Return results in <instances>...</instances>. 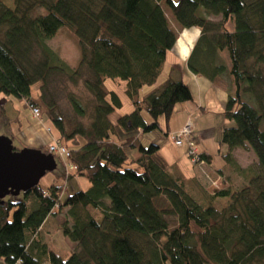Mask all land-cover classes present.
<instances>
[{
	"label": "trees",
	"instance_id": "trees-1",
	"mask_svg": "<svg viewBox=\"0 0 264 264\" xmlns=\"http://www.w3.org/2000/svg\"><path fill=\"white\" fill-rule=\"evenodd\" d=\"M163 2L182 28L201 30L188 69L213 82L227 73L232 79L224 116L233 125L224 129L221 143L239 180H229L228 187L214 192L204 181L185 177L175 163L169 165L159 155L160 146L146 148L140 138L122 136L161 130L160 118L168 123L178 104L192 99L181 78H162L167 54L177 42ZM14 3L13 10L0 3V93L33 104L53 123L61 141L73 143L75 177L89 186L63 198L64 187L53 183L46 190L38 186L0 201V261L264 264V0ZM62 29L72 33L80 48L77 68L47 44ZM183 41L179 45L188 51ZM84 70L90 74L84 85L95 97L91 122L69 132L55 98L32 102L31 87L41 83L48 89L59 76L77 82ZM107 80L127 83L131 113L116 114L122 101L116 91L106 89ZM71 102L79 117L87 115L79 99L71 97ZM143 113L151 116V123ZM4 116L0 102V122ZM235 149L252 151L258 168L237 164ZM129 150L140 152L137 160L129 158ZM198 155L194 166L210 162L202 152ZM32 196L36 207L29 211L26 199ZM65 210L68 219L60 228L74 246L67 258L34 238L48 217Z\"/></svg>",
	"mask_w": 264,
	"mask_h": 264
},
{
	"label": "crops",
	"instance_id": "crops-1",
	"mask_svg": "<svg viewBox=\"0 0 264 264\" xmlns=\"http://www.w3.org/2000/svg\"><path fill=\"white\" fill-rule=\"evenodd\" d=\"M179 33H176V39L177 42L174 46V48L168 52L166 57V67H165V73L163 75V80H166L170 75L175 76L176 78H181L182 81H184L187 85H189L190 90L192 91V99L188 100V102L180 103L175 109L174 115L171 117V119L166 123L164 118H160L159 125L161 127V135L157 134L156 132H151L147 135L143 134L144 136V144L142 143V137L140 136L142 134V131L139 130L138 133L140 134H130L122 133V136L126 138V136H132L137 137L141 139V143L144 147L148 148V145L155 144L157 146H160L159 155L162 157L169 165L170 164H176L177 167H179L180 171L184 174L185 177L192 179L196 178L199 181L203 182V175L207 173H211V175L217 176V178H220L222 182L227 183L229 180V177L231 176L232 172V166L229 165L225 160V155H227V146L224 143H221L223 131L225 128L232 127L233 122H228L225 119L224 116V109L226 104L228 103V97L229 92L232 89V79L229 78L228 73L225 75H221L216 82H213L211 80L206 79L205 77L201 75H195L192 73L188 67L187 62L188 58L191 55L192 51L194 50V47L191 48L194 43L198 40V37L201 33V30L199 28H182ZM197 34V37L195 38ZM183 38L184 44L189 49L187 52L182 49V47L179 45L180 40ZM179 39V40H178ZM190 39L191 41H189ZM196 45V44H195ZM224 58V62L226 67H229V60L226 58L225 54H222ZM173 69H177V73H172ZM116 81L121 82L120 89L118 87H115ZM114 84L112 85L109 80L105 82L106 85H108L110 91H116L118 95L121 98L122 104L124 105V108L122 110H118L116 112L117 115H125L126 113H131L134 109L133 105L131 104L130 99L128 98L127 94H125V89L127 83L120 80L113 81ZM117 84V83H116ZM112 86V88H111ZM124 90V92L122 91ZM32 89V96H34ZM38 95L35 93V98L37 99ZM32 98V97H31ZM10 102L12 105V109L15 110L16 117L13 119L15 122H11L13 126L18 127L20 124V128L25 125V122L22 123L23 118L26 119L28 116V112L30 110L24 109V100L21 101L19 99H12V97H4L0 95V102ZM14 106V107H13ZM125 108H128L129 110L123 113V110ZM31 112V111H30ZM144 115V113H143ZM33 117V116H32ZM7 118V117H5ZM145 121L147 123L152 122L151 117H147L144 115ZM192 120L195 126L194 130V141L196 145L199 148V151L202 152L204 155L208 156L210 158V162L208 164L202 165V167L194 166L190 164L188 157L186 156V150L185 148H177L174 146L172 141V135L179 132V129L184 125V123L188 120ZM49 121V120H47ZM2 121L0 122L1 125ZM6 127V124H2V128ZM27 127V126H26ZM31 125L29 130L25 132V134L29 135L31 132L34 134V130L31 131ZM54 132H52L50 137L38 135L33 136L30 139L34 141L33 148L39 147L40 144L47 147L51 144L52 141H60V135L56 129H53ZM51 130V131H52ZM156 133V134H155ZM163 136V137H162ZM161 139V141H159ZM14 145V144H13ZM44 147V148H45ZM19 150V148H16ZM38 149V148H36ZM40 150V149H39ZM237 151H243L242 149H235L233 150V159L239 164L238 158H237ZM128 156L134 160H137V158L140 156V152L138 150H129ZM241 166V164H239ZM242 167V166H241ZM219 170H222V174H220ZM76 172L74 174H68L66 173V178L63 179L62 184L58 186L65 187L66 183L73 180L74 178L79 183L80 189L79 190H85L89 184L84 180L83 178L75 177ZM230 174V175H229ZM70 177V178H69ZM57 179L54 177L50 180V182L56 184ZM51 186V185H50ZM211 191V190H210ZM67 192V190H66ZM71 195V194H70ZM63 194V198H64ZM12 198V197H11ZM10 197L5 198V201L11 200ZM54 216H50L47 218V220L44 222L43 227L39 230L38 233L34 234V238H40V240L45 244L48 245L47 237H44L45 231H46V225L47 223L53 218ZM55 219L59 218V216H55ZM55 224L58 228L61 227L59 221H56ZM56 227V228H57ZM70 242V247H72V250H74L73 243ZM49 246V245H48ZM52 250L53 248L50 247ZM0 264H3L2 261H0Z\"/></svg>",
	"mask_w": 264,
	"mask_h": 264
},
{
	"label": "rangeland",
	"instance_id": "rangeland-1",
	"mask_svg": "<svg viewBox=\"0 0 264 264\" xmlns=\"http://www.w3.org/2000/svg\"><path fill=\"white\" fill-rule=\"evenodd\" d=\"M175 1H178V0H175ZM0 3H3L6 7L10 8L12 10L15 7L14 0H0ZM161 7H163L164 12H165V16L168 19L169 28H171L175 34L176 33L178 34L179 31L181 30V28H180L181 26L179 25L176 18L172 15L170 8L167 7L164 2L161 4ZM211 18L215 21H219L221 19L220 16H217V18L212 16ZM196 37H197V34H196L195 38ZM199 37H200V35H199ZM199 37H198V40H199ZM47 44H49L51 49L56 54L60 55V57L66 62L67 65H70L72 68L78 67L79 61H80V56H81L80 48L78 46V43L75 41V38L73 37L72 33L68 29L67 30H63V29L60 30L58 32L57 36L55 38H53L52 40H50ZM195 44L196 43H194V45L191 48H193L195 46ZM182 49H184V48H182ZM184 51L187 52L186 49H184ZM224 54L227 58L228 57L227 53H224ZM228 62L230 63V61H228ZM82 75L83 76H81L80 79L77 80V82L76 81L74 82V81H72V79H69L65 76L64 77L63 76L55 77L51 80V82L49 83V86H47L48 89L41 87L42 86L41 83H38L35 86L31 87L34 90L33 91L34 96H32V89H31V97L33 98L32 102L38 101V100H40V98L41 99L44 98L46 100H49V97L55 98L57 108H59L58 109L59 113H60V115H62V118L66 122L65 123L66 129L69 132H72L73 128L77 125L83 124L84 126H87L91 122V117H89V115L92 114L95 97L91 95V93L87 89L86 85H84V80L90 78V76H89L90 74L88 73V71L84 70V72H82ZM109 82H111L112 85L114 84V82H112V81H109ZM116 83L114 86L118 87L120 89L119 86L122 85V84H120L121 82L116 81ZM108 87L109 86L106 85V89L110 90ZM121 87L123 88V86H121ZM111 88H112V86H111ZM122 91L124 92V90H122ZM35 93H36V95H38L37 99L35 98ZM0 95L4 96V97L8 96L7 94L5 95L4 93H0ZM8 97H10V96H8ZM71 97H75L82 102V106L85 107V109L87 110V115L85 117L83 116L81 118L77 115L75 108L73 107V104L71 102ZM12 99H15V98L12 97ZM1 103L4 104L5 116L1 120L2 123L0 125V136H5L7 138L8 137L11 138V140L14 144V147L19 148L20 150L21 149H36V148H38L37 150L44 149L43 150L44 152H46V153L49 152L47 150V147H45L42 144H40L39 147L33 148L32 144H34V141H32L30 139V137L32 138L33 136H35V134H36V136L42 135V136L50 137L52 132H54V130H52V128L55 129L54 125L49 119H47L45 114H41V112H40L38 116H35L33 114V112H30V111H32V109H29L28 103L24 101V109H27L30 111L28 112V116L26 117V119L23 118L22 123L25 122V125L22 126V128H20L21 127L20 124H18L19 125L18 127L13 126L11 124L13 119L17 116L16 115L17 112H15V110L12 109L11 103L10 102L8 103L7 101L6 102L3 101ZM123 108H124V105H123ZM122 109H120V110H122ZM128 110H129L128 108H125L123 110V113L125 114V112ZM144 115L147 117L148 116L151 117L147 113H144ZM5 117H7V118H5ZM47 120H49V121H47ZM189 121H190V119L184 123V125L179 129V131L184 129V127L189 123ZM13 122H15V121H13ZM3 123L6 124V127H4V128H2ZM30 125L32 127L31 131L34 130V134L31 132L29 135H27L28 133L25 134V132L27 130H29ZM194 130H195V126H194ZM154 132L161 135V132L158 129H157V131H154ZM133 134L136 135V134H140V133H138V131H136ZM147 134H149V133H147ZM147 134H145V135H147ZM140 136L142 137V143L144 144L146 139L144 140L143 133ZM173 136L174 135H172V141H173ZM159 141H161V139ZM58 143L63 144L70 151H72V149H73V143L67 142L65 140H62V141L60 140L59 142L58 141H52L51 142L52 145L58 144ZM173 144H174V141H173ZM50 145H48V146H50ZM180 148H185L186 156L188 157L190 164L193 165V161L190 159V156H188V147H186V145H183ZM237 158H238L237 160H238L239 164H241V166L243 168L249 167V166H252V167L256 166L258 168V166H259L257 157L252 151H245V150L244 151H237ZM55 161H57V168L54 171H52V173H48L46 176H44L39 183L40 188L43 190H46L48 187H50V185H52L50 180L53 177L55 179H57L56 184L60 185V184H62L63 179H65L67 176L65 173V164L60 159V157L58 155L55 156ZM235 178L238 179L239 178L238 175L236 173H231V176L229 177V179H231L233 182H236ZM203 181L206 183V185H208L209 190H211L212 192H214V190H219V189H223L224 187H228L227 183H225V182L223 183L222 180H220V178H217V176H215V175H211V173L204 174L203 175ZM79 189H80L79 183L74 178L73 180L66 183V186L64 187L63 193L65 196H67L69 194H74ZM66 190H67V192H66ZM22 198H24V197H22ZM26 203H27L29 211H32L33 208L36 207L35 200H34L33 196L26 199ZM66 213L67 212L65 210L62 213L58 214L59 218H57V219H55L54 218L55 216H54L47 223L46 231L44 234V237L48 238L47 242H48L49 247H52L54 251H57V252L59 251V254L64 258H67L73 252V250H72V247L69 246L70 245V242L68 241L69 238L65 237L64 234L62 233V229L60 227L58 228L55 224L57 223L56 221H59L60 225L63 226V224L68 219V214H66ZM168 221H170L171 224H174L176 220L174 218H168Z\"/></svg>",
	"mask_w": 264,
	"mask_h": 264
},
{
	"label": "water",
	"instance_id": "water-1",
	"mask_svg": "<svg viewBox=\"0 0 264 264\" xmlns=\"http://www.w3.org/2000/svg\"><path fill=\"white\" fill-rule=\"evenodd\" d=\"M57 168L53 154L37 149H19L11 138L0 136V201L27 194Z\"/></svg>",
	"mask_w": 264,
	"mask_h": 264
},
{
	"label": "built area",
	"instance_id": "built-area-1",
	"mask_svg": "<svg viewBox=\"0 0 264 264\" xmlns=\"http://www.w3.org/2000/svg\"><path fill=\"white\" fill-rule=\"evenodd\" d=\"M29 109H32V112L35 116H38L40 113V109L35 107L33 104H29ZM194 137V123L190 120L184 129L174 134L173 141L174 145L178 148L186 145V147H188V156H190V159L193 162H197L199 157V149L194 141ZM48 151L50 154H54L55 156L58 155L60 157V159L65 164V171L68 174H74V172H76L75 166L70 161L71 151L68 150L63 144H51L48 146Z\"/></svg>",
	"mask_w": 264,
	"mask_h": 264
}]
</instances>
